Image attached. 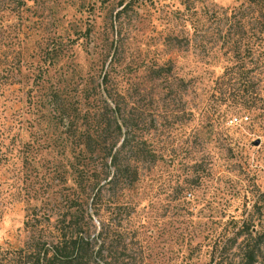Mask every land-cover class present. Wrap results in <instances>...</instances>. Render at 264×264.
<instances>
[{
  "label": "rangeland",
  "instance_id": "obj_1",
  "mask_svg": "<svg viewBox=\"0 0 264 264\" xmlns=\"http://www.w3.org/2000/svg\"><path fill=\"white\" fill-rule=\"evenodd\" d=\"M23 1L0 0V60L7 58L13 82L0 94V264L29 234L17 192L29 191L36 236L49 232L47 216L65 208L64 197L40 196L59 188L64 167L59 151L44 150L41 139L53 126L45 128L44 103H32L29 93L41 97L49 85L66 84L61 97L74 102L81 85H92L99 54L114 60L132 95L153 93L155 161L132 214L131 251H141L146 264H228L236 247L256 245L247 231L236 239L232 232L242 220L254 232L264 226V18L243 16V0ZM46 43L60 57L45 71ZM155 64L170 66L173 76L142 89L145 66ZM180 76L190 82L180 85ZM225 77L238 101L232 106L221 100ZM23 142L28 162L21 167L14 157ZM53 166L59 172L47 180ZM109 207L123 215L126 206Z\"/></svg>",
  "mask_w": 264,
  "mask_h": 264
},
{
  "label": "trees",
  "instance_id": "obj_2",
  "mask_svg": "<svg viewBox=\"0 0 264 264\" xmlns=\"http://www.w3.org/2000/svg\"><path fill=\"white\" fill-rule=\"evenodd\" d=\"M19 2L25 4L23 0ZM242 4L248 10L243 15L247 19L264 18V0H243ZM260 28V32L264 33V22ZM44 46L42 64L46 71L50 64H54L52 60L60 57V53L56 45L46 43ZM113 63L111 57L106 61L99 54L95 62L96 67L98 65L95 78L87 79L92 80V85H81L74 102L61 97L66 84H61V92L59 87L49 85L44 88L41 97L29 93L28 100H33L32 103H44L42 109L46 112L44 117L47 121L43 120L42 123H45V128L49 129V124L53 126L50 134L45 133L41 139L45 144L44 150L59 151L63 161L59 170L64 167L60 171L62 180L58 182L59 188L46 194L40 193V196L46 200L64 197L65 208L53 219L47 216L44 222L49 232L36 236L37 225L32 223L35 215L34 207L29 206V191L17 192L25 211L22 229L29 234L20 248L10 250L7 264H146L141 251H131L135 235V229H132L135 214H132L139 201L137 196L141 183L155 161L151 139L156 123V118L151 114L153 93L152 89H145L147 91L143 95H132L129 92L133 89L129 87L131 83L127 79H118ZM163 67L157 64L145 66L141 76L142 89L154 80L162 81L173 76L170 66L166 69ZM7 69L9 64L4 57L0 60V94L5 87L9 89L13 84L6 80L9 75ZM15 70L20 72L18 63ZM176 78L180 85L186 84L187 80L190 82L181 76ZM229 82V77L221 82V100L223 104L227 102L232 106L238 101L232 95L233 88ZM164 88L167 90L171 85ZM159 92L163 94V91ZM164 98L160 97L161 100ZM20 145L21 149L14 158L23 167L28 162V146L27 142ZM9 159H13L11 155ZM51 168L47 180L59 172L56 166ZM38 187L31 186V192L37 193ZM62 187L66 188V192L59 194L58 190L61 191ZM33 194L30 198L34 197ZM110 204L114 207L126 206L123 208L124 214L118 215L115 208L109 207ZM92 214L98 221L96 227L91 223ZM240 225L237 231H231L232 237L236 239L241 236L243 229L257 243L250 247H236L228 264H253L258 256L263 258L264 264V255L257 246L259 243L264 248V226L261 232H254L244 220ZM125 231H130V234ZM213 264L222 263L218 259Z\"/></svg>",
  "mask_w": 264,
  "mask_h": 264
},
{
  "label": "built area",
  "instance_id": "obj_3",
  "mask_svg": "<svg viewBox=\"0 0 264 264\" xmlns=\"http://www.w3.org/2000/svg\"><path fill=\"white\" fill-rule=\"evenodd\" d=\"M232 120H233V121H236V118H233Z\"/></svg>",
  "mask_w": 264,
  "mask_h": 264
},
{
  "label": "water",
  "instance_id": "obj_4",
  "mask_svg": "<svg viewBox=\"0 0 264 264\" xmlns=\"http://www.w3.org/2000/svg\"><path fill=\"white\" fill-rule=\"evenodd\" d=\"M253 143H254V144H257V141H254Z\"/></svg>",
  "mask_w": 264,
  "mask_h": 264
}]
</instances>
